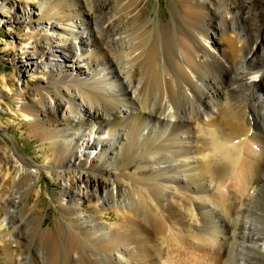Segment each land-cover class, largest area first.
Masks as SVG:
<instances>
[{
    "label": "bare ground",
    "instance_id": "bare-ground-1",
    "mask_svg": "<svg viewBox=\"0 0 264 264\" xmlns=\"http://www.w3.org/2000/svg\"><path fill=\"white\" fill-rule=\"evenodd\" d=\"M181 1L175 31L153 35L140 21V0H73L78 13L35 0V21L27 11L8 18L24 29L20 48L42 59L25 64H41L33 76L46 85L17 95L36 138L50 141L46 162L63 184L54 200L60 217L44 226L28 203L38 170L8 152L0 176L9 182L0 188L4 264L23 257L28 264H157L158 250L169 260L161 264H264V2ZM248 2L254 9L244 12ZM77 45L82 66L63 67L60 55ZM55 80L63 82L56 89ZM9 82L2 77L0 87ZM111 166L117 172L105 187L95 186L94 172ZM208 175L234 195L211 193L203 186ZM181 183L190 195L166 203ZM108 212L117 215L116 231L98 222ZM20 239L28 245L16 257Z\"/></svg>",
    "mask_w": 264,
    "mask_h": 264
},
{
    "label": "rangeland",
    "instance_id": "rangeland-1",
    "mask_svg": "<svg viewBox=\"0 0 264 264\" xmlns=\"http://www.w3.org/2000/svg\"><path fill=\"white\" fill-rule=\"evenodd\" d=\"M33 1L35 0H0V79L5 76L10 80L8 85L9 88L0 87V176L1 174L8 172L4 167V161L10 150L19 154L30 166L38 170L39 180L36 181L35 192H33L29 197L28 203L31 206L36 207V213H39V215L43 216V225L49 226L52 224L55 218L60 217V212L54 205V200L57 199V197L59 198L60 189L62 188L63 184L59 177L60 170L55 167L56 165H54L53 162H46L50 159L48 147L51 143L50 141L43 142L41 138H36L37 132L35 133L34 130L28 126V121L24 118L20 111L21 103H23V101L20 100L17 95V88H25L29 94L33 93L35 95V88L40 86L44 87L46 85H37L35 82L36 76H33V71H37L41 64L36 68L33 67L31 69H29L25 64V60L29 59L35 61L38 59V57H40V53L35 56V54L29 49L20 48V45H22L26 39L22 33V30L24 29L20 26H16L15 24H11L8 19L14 12L16 17H21L24 15L25 11H27L31 16H33L31 19L35 21L36 18L40 17V6L37 3L35 5L31 4ZM262 1L264 2V0ZM51 3H57L59 8L63 10L67 5H71L73 10H76L74 11L75 13L80 12V6L76 2H73V0H51ZM47 7L48 5H44L42 9H46ZM184 7L185 4L181 0H140L138 6V10L142 11V19L140 21L143 20L144 22H147L146 30L152 35L164 29H171L172 32H174V17L176 16L177 11L183 10ZM252 9H254V6H250V2L245 4L244 12H249V10L251 11ZM40 30L42 31L41 33H44L45 35L49 32L46 25L41 26ZM85 35L86 34H84V36ZM210 35L212 40L218 41L216 37L217 35H215L214 32H211ZM42 44L47 50H49V44H47L44 39L41 42V45ZM82 53L83 48L79 47L78 45L74 46L70 52L62 53L60 55L61 58L59 62H61L63 67L66 66L68 69L72 68L74 65L81 67L82 64L80 62L82 61ZM204 57L205 56H202V58ZM41 60L42 59H38V62ZM72 61H75V63ZM74 76L76 75H73V77ZM43 81L45 83L48 82L45 78H43ZM62 84V81L57 82L55 80L50 86L56 89ZM43 120L46 121H43V124L46 125L45 127L47 129L52 127L48 122V118L45 117ZM202 125L201 127L206 128L205 125ZM192 126L195 127L194 124ZM196 127L198 128V126ZM205 147H207V149L209 148L208 146ZM115 172H117V170L114 166L107 167L102 172H94V174L96 173L97 175L96 178L98 181L95 186L102 185L101 188H104L106 182L112 178ZM127 172L129 173L130 171ZM13 175H15V173ZM77 175H79V173L73 171L70 177H75ZM134 177H139V175L134 174ZM210 177L211 176L208 175L205 180H203V186H207L211 193L216 192L219 189H224L225 191H228L234 195V192L232 190H228L226 187L222 186L220 188V186H215L214 184L216 183L213 182L214 180H210L213 179ZM127 181H129V178H127ZM4 183L0 184L1 189H5L9 185L8 181H5ZM184 189H186L184 187V183H181L177 188H174V197L171 196L172 198L170 197L169 201H166V203H183L181 198L185 194L190 195L187 193L188 191ZM189 209L196 213V215L198 214L195 206H191ZM3 212L4 211L0 209V217L3 216ZM165 215L167 217L169 216L167 213ZM116 216V213L108 212L107 214L100 215L98 222L108 229H114L116 231L119 228V221L116 220ZM196 221L197 220H195V223ZM27 223L28 221L24 217L22 225L23 227H28L29 229V224ZM197 224L199 223L197 222ZM173 225L175 228H179L178 225ZM11 230H13V228H11ZM26 244L28 245V243L24 240H18L11 251V255L19 257L25 250L27 246ZM160 246L162 247L161 244ZM160 252V250L154 251L156 257L158 258V262H160L157 264L164 263L165 261L167 263L169 261L168 258H166V256H162ZM2 258L3 253L0 251V260H2L0 261V264H4ZM29 259L30 258L23 257L20 263L28 264Z\"/></svg>",
    "mask_w": 264,
    "mask_h": 264
}]
</instances>
